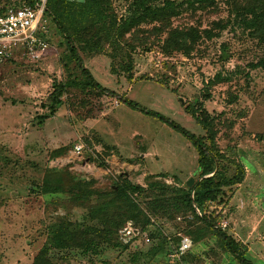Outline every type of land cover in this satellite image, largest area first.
<instances>
[{
  "label": "rangeland",
  "instance_id": "374dc122",
  "mask_svg": "<svg viewBox=\"0 0 264 264\" xmlns=\"http://www.w3.org/2000/svg\"><path fill=\"white\" fill-rule=\"evenodd\" d=\"M26 1L0 0V7L17 9ZM178 1L184 5L173 19L175 27L202 32L230 14L221 0L213 13ZM132 5L133 0H112L104 23L80 38L73 33L86 68L105 89L174 120L192 135L207 136L186 112L197 99L203 102L216 132L222 175L231 178L238 165L246 167L229 204L217 208L219 225L248 246L251 262L264 264V69L249 66L264 57V47L230 24L220 37L201 39L189 56L165 54L160 44L166 35L151 34L154 25L141 26L140 35L150 39L134 48L118 35ZM45 19L49 30L45 57L37 62L22 56L0 61V264H33L60 217L78 228L99 227L98 221L87 218L86 207L98 203L99 193L116 190L123 179L148 190L150 176L178 188L198 178V153L187 137L116 98L75 87L62 97L55 116L41 122L55 85L83 80L58 27L49 16ZM217 74L226 79L211 83ZM208 93L211 98L205 99ZM78 145L83 147L80 153L75 152ZM113 157L123 160L118 165ZM49 169H67L77 181H93L91 189L97 195L78 202L70 194L35 193ZM189 219L153 218L154 227L146 233L155 230L160 235L149 242L143 235L138 245L126 243L141 229L128 221L119 232L127 248L103 243L98 256L71 249L52 250V258L57 264H170L158 246L164 238L174 242L189 234L195 244L180 264H239L209 228ZM125 227H131L132 236L123 237Z\"/></svg>",
  "mask_w": 264,
  "mask_h": 264
},
{
  "label": "trees",
  "instance_id": "16d2710c",
  "mask_svg": "<svg viewBox=\"0 0 264 264\" xmlns=\"http://www.w3.org/2000/svg\"><path fill=\"white\" fill-rule=\"evenodd\" d=\"M37 1L27 0L25 3L35 4ZM111 1L86 0L84 3H70L67 0H47L44 19L46 15L49 16L58 27L83 80L78 83L74 81L56 84L51 94V104L45 107L48 109V113L40 116L41 122L55 116L58 107L63 104L62 97L75 87L90 89L99 94L116 98L121 103L143 114L157 118L171 129L187 137L198 153L196 174L198 178L193 187L186 185L183 188H178L156 180L159 176H150L146 182L148 190L123 179L117 184L116 190L97 195L98 192L91 189L94 185L93 181L88 183L77 181L67 169L47 170L42 185L36 186L33 191L41 195L70 194L78 202H86L90 197L97 195L98 203L86 207L88 208L86 210L90 222L98 221L100 226L78 228L64 217L58 218L54 221L53 232H51L48 244L39 251L33 264H57L52 258V250L75 249L82 251L85 255L98 256L100 254L99 247L103 243L114 242L113 248L124 249L127 248L124 247L126 243L129 245L137 243L138 245V242L142 241L143 235L147 236L149 241L155 240L157 234L160 235V233H156L155 230L149 231L148 234L146 232L150 229L149 227H154L153 218L162 216L170 220H177L180 217L191 218L190 222L202 223L213 232L225 251L239 264H254L248 258V246L237 242L219 225L220 215L217 208L229 204L234 187L241 184L246 176V167L243 164L238 165L236 174L231 178L222 175L219 167L221 157L216 150V132L211 116L203 102L197 99L195 103L186 107V112L203 127L207 134V136L192 135L174 120L150 111L125 97H120L116 92L105 89L86 68L75 44L76 37L80 38L82 33H88L89 30L105 22V13ZM216 1L186 0L185 4H188L193 10L213 13L220 7ZM221 1L229 8L228 19L215 21L210 29L199 32L193 27H175L173 25V19L181 14L184 2L180 3L178 0H133L130 15L122 19L119 24L118 35L125 40L126 44L133 43L134 48L144 46L150 38L147 35H140L142 33L141 26L154 25L150 31L151 34L159 38L166 35L160 44L161 50L165 54L179 52L189 56L201 39L211 41L218 38L228 28V25L232 24L234 27H238V30L248 33L250 38L264 47V0ZM7 7H0V10H6ZM73 33H76L77 36H74ZM128 34L131 36L129 39H125ZM249 66L252 69H264V57L255 63H250ZM225 79L221 74H217L211 83H220ZM204 98L210 99L211 95L208 93L204 95ZM140 200L142 201L140 202ZM128 221L136 222L141 229L135 233L130 242H124V244L119 232ZM180 239L179 237L171 242L164 238L162 245L158 246V248L161 247V250L166 251L170 264H180L192 251L179 261L171 260L169 254L176 251ZM193 242L195 244V240Z\"/></svg>",
  "mask_w": 264,
  "mask_h": 264
},
{
  "label": "built area",
  "instance_id": "2783aa9c",
  "mask_svg": "<svg viewBox=\"0 0 264 264\" xmlns=\"http://www.w3.org/2000/svg\"><path fill=\"white\" fill-rule=\"evenodd\" d=\"M47 0H38L35 4L24 3L20 8L8 6L0 10V61L15 56L28 58L32 62L40 61L48 53V34L44 14ZM82 145L75 147L80 153ZM123 237L132 236L131 227L121 231ZM175 252L169 254L171 260H181L194 247L193 239L187 235L180 236ZM146 241L149 238L145 236Z\"/></svg>",
  "mask_w": 264,
  "mask_h": 264
},
{
  "label": "crops",
  "instance_id": "0c3cea01",
  "mask_svg": "<svg viewBox=\"0 0 264 264\" xmlns=\"http://www.w3.org/2000/svg\"><path fill=\"white\" fill-rule=\"evenodd\" d=\"M148 155H149V153H145V154L143 155V157L146 158ZM111 160H112V162L117 163V164L119 165L120 162L123 160V158L120 159V158H118V157H113ZM125 164H128V163H126V162L124 163V162H123V165H125Z\"/></svg>",
  "mask_w": 264,
  "mask_h": 264
},
{
  "label": "water",
  "instance_id": "95a60500",
  "mask_svg": "<svg viewBox=\"0 0 264 264\" xmlns=\"http://www.w3.org/2000/svg\"><path fill=\"white\" fill-rule=\"evenodd\" d=\"M194 178H192V179H190L188 182H187V185L189 186V187H193V185H194Z\"/></svg>",
  "mask_w": 264,
  "mask_h": 264
}]
</instances>
